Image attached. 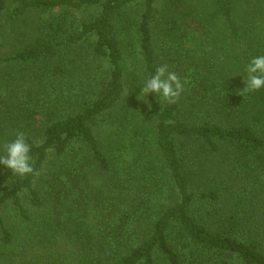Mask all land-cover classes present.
Instances as JSON below:
<instances>
[{"label":"trees","instance_id":"obj_1","mask_svg":"<svg viewBox=\"0 0 264 264\" xmlns=\"http://www.w3.org/2000/svg\"><path fill=\"white\" fill-rule=\"evenodd\" d=\"M260 55L264 0H0V264H264Z\"/></svg>","mask_w":264,"mask_h":264},{"label":"clouds","instance_id":"obj_2","mask_svg":"<svg viewBox=\"0 0 264 264\" xmlns=\"http://www.w3.org/2000/svg\"><path fill=\"white\" fill-rule=\"evenodd\" d=\"M245 73L243 81L245 87L238 92L243 97L264 87V55L252 58L245 68ZM185 83L175 72L169 71L167 64H163L157 67L155 74L144 82L140 96L144 98L148 94H154L167 104H175L184 91ZM3 149L4 154L0 155V165L20 177L38 174L33 167L31 148L25 133L17 132L15 139L5 143Z\"/></svg>","mask_w":264,"mask_h":264},{"label":"rangeland","instance_id":"obj_3","mask_svg":"<svg viewBox=\"0 0 264 264\" xmlns=\"http://www.w3.org/2000/svg\"><path fill=\"white\" fill-rule=\"evenodd\" d=\"M28 205L29 204H27V206ZM4 218L11 227H16L21 223L14 205L8 206L6 210H4Z\"/></svg>","mask_w":264,"mask_h":264}]
</instances>
